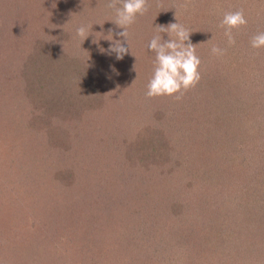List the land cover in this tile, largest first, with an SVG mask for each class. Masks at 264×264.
Instances as JSON below:
<instances>
[{
	"label": "rangeland",
	"instance_id": "1",
	"mask_svg": "<svg viewBox=\"0 0 264 264\" xmlns=\"http://www.w3.org/2000/svg\"><path fill=\"white\" fill-rule=\"evenodd\" d=\"M102 2L0 0V264H264V0H149L122 60ZM241 6L229 46L219 25ZM178 22L202 79L147 98L148 44ZM30 50L47 58L24 72Z\"/></svg>",
	"mask_w": 264,
	"mask_h": 264
},
{
	"label": "clouds",
	"instance_id": "2",
	"mask_svg": "<svg viewBox=\"0 0 264 264\" xmlns=\"http://www.w3.org/2000/svg\"><path fill=\"white\" fill-rule=\"evenodd\" d=\"M187 3H191V0H187ZM107 7L115 14V19L110 21L123 29L116 33L122 39H113L112 36V39H108L112 42L107 51L109 54H114L115 59L122 60L129 53V48L131 49L129 28L136 23L138 16H144L148 12L149 0H110ZM177 11L175 15L178 20ZM247 23L242 8L224 14L219 27L225 29L224 35L229 46L236 44L233 30L239 31L242 27H246ZM88 27L81 25L76 29V35L83 41L90 35ZM156 28L158 33H167L170 39L164 40L163 36L158 34L153 36L148 44L149 50L155 54V61L145 95L147 98L168 96L180 101L185 93L194 89L202 79L201 59L196 54V45H193L190 39L192 31L180 22L170 23L168 26L158 25ZM97 42L93 41V43ZM250 45L253 49H264V32L254 35ZM226 51V48L216 45L211 48V53L217 57L224 56Z\"/></svg>",
	"mask_w": 264,
	"mask_h": 264
},
{
	"label": "trees",
	"instance_id": "3",
	"mask_svg": "<svg viewBox=\"0 0 264 264\" xmlns=\"http://www.w3.org/2000/svg\"><path fill=\"white\" fill-rule=\"evenodd\" d=\"M97 1V3H99V4H101L100 2H102V0H96ZM199 2V1H198ZM102 3H104V2H102ZM196 5H198V4H196ZM199 6V5H198ZM150 8V7H149ZM241 8L242 9H244L242 6H241ZM241 8H238L237 10H239V9H241ZM236 10V11H237ZM143 21H144V17L143 16H138V18H137V21H136V23H139V24H143ZM23 24L24 23H22V26H23ZM33 38H31L30 39V41H33L32 40ZM34 42V41H33ZM46 53L45 52H43V51H40V52H31V50L26 54V56H25V62H24V72L26 71V69H28V67H33V68H35L36 66H39L40 64H41V62H45L46 61ZM59 60V57L57 56L56 58L54 57L53 58V61H50V65L52 66V67H54L55 66V62L56 61H58ZM31 65V66H30ZM37 68H39V67H37ZM37 68L35 69V70H37ZM55 68H56V66H55ZM54 68V69H55ZM239 70H240V72L239 73H242V70L240 69V68H238ZM84 76L86 77V76H88V75H86V74H84ZM96 79H93L92 77H90L89 76V78H88V80H86L85 81V84L86 85H88L89 86V91H93L92 92V94H94L95 95V97L97 96V94H95L94 93V91H96L97 90V87H96ZM213 84H217V85H219V83L216 81V80H213L211 83H210V85L212 86ZM210 101V100H209ZM208 101V102H209ZM208 102H207V105H208ZM192 105H194V103H192ZM190 106H191V104H190ZM169 110V115H168V118H178L179 117V115H180V113L181 112H176L174 109H168ZM189 110V109H188ZM194 110V107L192 106V108H191V110H189V112H187L186 113V116L188 117V118H195L194 117V114H193V111ZM207 111V113H209L210 111L209 110H206ZM161 114H162V112H161ZM162 115H164V114H162ZM178 115V116H177ZM185 115V114H184ZM182 117V116H181ZM155 138V139H154ZM154 138H153V142H152V140H150L149 138H147V140L146 141H150V142H152V145L154 144V142L156 141L158 144L157 145H159L160 143L161 144H167V142H168V140H167V138H162V137H160V136H157V135H155L154 136ZM154 148H155V150L158 152V149L160 148V147H158V146H156L155 144H154ZM161 152L163 151L162 149L160 150Z\"/></svg>",
	"mask_w": 264,
	"mask_h": 264
}]
</instances>
